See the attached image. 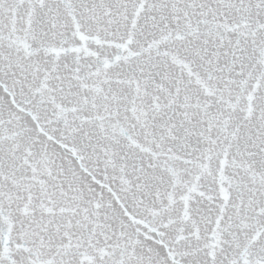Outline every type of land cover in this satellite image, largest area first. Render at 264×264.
Masks as SVG:
<instances>
[{
  "label": "snow or ice",
  "instance_id": "obj_1",
  "mask_svg": "<svg viewBox=\"0 0 264 264\" xmlns=\"http://www.w3.org/2000/svg\"><path fill=\"white\" fill-rule=\"evenodd\" d=\"M0 264H264V0H0Z\"/></svg>",
  "mask_w": 264,
  "mask_h": 264
}]
</instances>
